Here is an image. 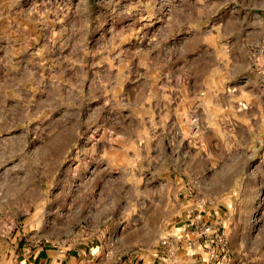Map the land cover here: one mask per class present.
Returning a JSON list of instances; mask_svg holds the SVG:
<instances>
[{
    "label": "rangeland",
    "instance_id": "rangeland-1",
    "mask_svg": "<svg viewBox=\"0 0 264 264\" xmlns=\"http://www.w3.org/2000/svg\"><path fill=\"white\" fill-rule=\"evenodd\" d=\"M263 49L264 0H0V264L174 262L191 208L264 264Z\"/></svg>",
    "mask_w": 264,
    "mask_h": 264
},
{
    "label": "crops",
    "instance_id": "crops-1",
    "mask_svg": "<svg viewBox=\"0 0 264 264\" xmlns=\"http://www.w3.org/2000/svg\"><path fill=\"white\" fill-rule=\"evenodd\" d=\"M162 253L157 264H205V254L199 242H194L191 247L184 245L176 263L169 262L165 252ZM103 255L100 241L86 235L77 242L45 245L39 252L23 256L17 264H107L102 260Z\"/></svg>",
    "mask_w": 264,
    "mask_h": 264
},
{
    "label": "built area",
    "instance_id": "built-area-1",
    "mask_svg": "<svg viewBox=\"0 0 264 264\" xmlns=\"http://www.w3.org/2000/svg\"><path fill=\"white\" fill-rule=\"evenodd\" d=\"M183 226L184 232L189 238V245L193 246L194 242H199L206 252L205 264L228 263L231 257V244L226 229L209 219H205L204 214L197 208H191L186 213ZM173 241L174 238L171 237L163 240L162 243L170 246L171 242V256L173 263H176L178 261L177 251L180 245H175Z\"/></svg>",
    "mask_w": 264,
    "mask_h": 264
}]
</instances>
